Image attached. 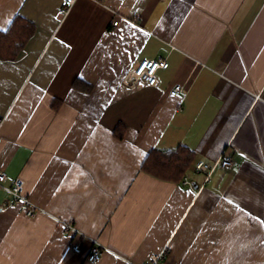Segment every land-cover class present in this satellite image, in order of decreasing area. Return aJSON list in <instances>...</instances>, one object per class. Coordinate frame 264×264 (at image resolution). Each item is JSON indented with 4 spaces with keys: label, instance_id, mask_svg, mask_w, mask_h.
Returning <instances> with one entry per match:
<instances>
[{
    "label": "crops",
    "instance_id": "1",
    "mask_svg": "<svg viewBox=\"0 0 264 264\" xmlns=\"http://www.w3.org/2000/svg\"><path fill=\"white\" fill-rule=\"evenodd\" d=\"M63 2L0 0V31L35 26L0 59V264H264V0H77L62 18ZM142 59L169 67L127 85ZM180 146L196 153L180 182L142 171Z\"/></svg>",
    "mask_w": 264,
    "mask_h": 264
},
{
    "label": "built area",
    "instance_id": "2",
    "mask_svg": "<svg viewBox=\"0 0 264 264\" xmlns=\"http://www.w3.org/2000/svg\"><path fill=\"white\" fill-rule=\"evenodd\" d=\"M77 0H64L61 9L59 10V14L62 18H65L69 15L71 9L75 5ZM119 19L115 20L113 25L115 27L119 26ZM169 67V63L165 59L153 60V59H142L137 67L126 77L125 83L129 85L130 83H134L136 81H145L148 85L154 86L157 82L156 74L161 69H167ZM183 90V86L178 85L172 91V95H179ZM2 120L0 119V125ZM222 168H229L233 165V160L229 155L223 156L218 162ZM196 170L202 173H209L212 170V167L204 162H198L196 164ZM7 173L0 169V185H3L7 181ZM186 184H191L188 179L184 181ZM25 182L21 178H17L14 182L12 188L7 189V191L11 194L13 199L16 202L22 203L25 206L26 214L29 217H35L36 214L41 210L38 206L34 205L24 194ZM64 228L68 231H73L75 234L80 235L81 233L75 229V227L68 223H62ZM72 250L77 253H82V244L80 242L75 243L72 246ZM105 249L97 244L93 243L90 252L88 253L86 260L91 263L99 262L104 256ZM165 252L162 253H153L149 256L147 261L144 264H162L165 259ZM126 264H136L132 261H126Z\"/></svg>",
    "mask_w": 264,
    "mask_h": 264
},
{
    "label": "trees",
    "instance_id": "3",
    "mask_svg": "<svg viewBox=\"0 0 264 264\" xmlns=\"http://www.w3.org/2000/svg\"><path fill=\"white\" fill-rule=\"evenodd\" d=\"M35 32V26L17 16L10 26L0 31V59L12 60L23 50ZM77 83L79 88L91 90L90 85ZM196 153L180 146L171 150H152L142 164V171L161 180L180 182L193 168Z\"/></svg>",
    "mask_w": 264,
    "mask_h": 264
}]
</instances>
